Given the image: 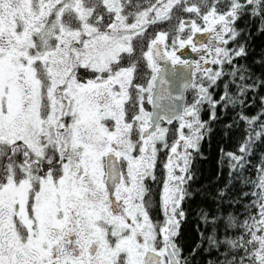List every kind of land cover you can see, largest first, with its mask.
I'll return each instance as SVG.
<instances>
[{
    "label": "snow or ice",
    "instance_id": "1",
    "mask_svg": "<svg viewBox=\"0 0 264 264\" xmlns=\"http://www.w3.org/2000/svg\"><path fill=\"white\" fill-rule=\"evenodd\" d=\"M174 13L170 31L149 32ZM245 21L264 34V0H0V264H188L194 153L217 108L264 90V73L240 63ZM187 47L198 61L177 55ZM159 61L192 70L191 102L157 91ZM255 187L242 216L224 191L215 211L200 210L203 242L227 253L217 264H264V166Z\"/></svg>",
    "mask_w": 264,
    "mask_h": 264
},
{
    "label": "trees",
    "instance_id": "2",
    "mask_svg": "<svg viewBox=\"0 0 264 264\" xmlns=\"http://www.w3.org/2000/svg\"><path fill=\"white\" fill-rule=\"evenodd\" d=\"M176 15L174 14L172 21L156 24L157 32L170 31L172 26L177 23ZM179 15H182L184 19L189 18L188 14ZM245 24L251 31V35L248 37L249 55L247 61L240 63L251 66L256 78L259 79L261 73H264V67L260 64L264 57V34L257 31V28L260 27L259 24L252 25L247 21ZM211 67L214 70L216 68L213 65ZM223 90L224 84L221 82L211 91L218 99ZM230 91H235V89L232 88ZM188 94L186 103L191 102L194 91ZM261 97H264V90L256 87L249 93L246 107L233 108L230 105L227 108H217V119L209 121L211 131L206 133L205 138L201 141L200 153H194L193 172L195 176L190 182V191H193L195 195L186 200L184 204L187 215L181 225L180 237L188 264H217L218 260L222 261L223 257L227 255L224 250L217 253L210 245L203 242L202 233L206 231V226L199 215L202 208L215 211L219 202L217 194L224 191L226 204L235 201L229 211L237 212L238 209V214L242 216L244 209L250 208L256 199L251 193L258 191L255 184L258 181L260 170L264 166V136L256 138L254 134L261 131L260 124L264 122V115H262L264 107H261ZM239 111H243L255 122L251 126L246 122L237 123V112ZM256 117H260V119H255ZM201 118L209 120L208 112L202 111ZM230 125L231 128H229ZM249 132L253 133L249 151L240 153L239 148L248 139ZM225 152L242 156V166L233 169V162H229L223 155ZM208 234L211 235V232Z\"/></svg>",
    "mask_w": 264,
    "mask_h": 264
},
{
    "label": "water",
    "instance_id": "3",
    "mask_svg": "<svg viewBox=\"0 0 264 264\" xmlns=\"http://www.w3.org/2000/svg\"><path fill=\"white\" fill-rule=\"evenodd\" d=\"M177 55L181 57V59H186L189 61H196V53L191 51L190 47L185 49H179L177 51ZM160 67L163 70L162 75L167 83L163 86L157 83V91L160 90L161 87L168 89L169 92L172 93L173 96H178L183 94L184 99L182 101H176V105L184 104L185 102V93L188 88L184 87L185 83H189L192 81L191 69L183 67L181 65H177L172 67L170 61H159ZM163 105H167L169 101H162ZM150 111H154L152 105H150Z\"/></svg>",
    "mask_w": 264,
    "mask_h": 264
},
{
    "label": "flooded vegetation",
    "instance_id": "4",
    "mask_svg": "<svg viewBox=\"0 0 264 264\" xmlns=\"http://www.w3.org/2000/svg\"><path fill=\"white\" fill-rule=\"evenodd\" d=\"M137 3H141V4H143V5H147L148 3H149V0H137ZM153 27H154V25L153 26H151V28L149 29V32L150 33H155V32H157V31H154V30H152L153 29ZM200 55V53H198V56ZM208 67H210V65H207ZM145 72H147V73H150V69H146L145 68ZM146 107H147V109L150 111V104L149 105H146ZM156 193H157V199H158V194H159V191H160V189H159V187H156Z\"/></svg>",
    "mask_w": 264,
    "mask_h": 264
},
{
    "label": "rangeland",
    "instance_id": "5",
    "mask_svg": "<svg viewBox=\"0 0 264 264\" xmlns=\"http://www.w3.org/2000/svg\"><path fill=\"white\" fill-rule=\"evenodd\" d=\"M174 14H175V13H174ZM156 27H157V25L154 26V29H153L154 31H157Z\"/></svg>",
    "mask_w": 264,
    "mask_h": 264
}]
</instances>
